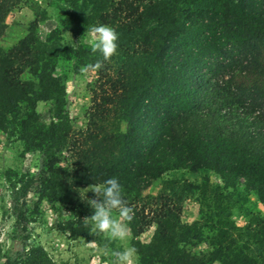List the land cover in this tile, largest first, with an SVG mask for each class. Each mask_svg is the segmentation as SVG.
Here are the masks:
<instances>
[{
	"label": "trees",
	"instance_id": "16d2710c",
	"mask_svg": "<svg viewBox=\"0 0 264 264\" xmlns=\"http://www.w3.org/2000/svg\"><path fill=\"white\" fill-rule=\"evenodd\" d=\"M20 4L36 18L15 45H0V126L42 156L38 175L10 177L24 245L4 264H54L29 241L31 191L71 206L72 234L90 238L98 198L82 189L112 177L133 209L140 264H264V216L243 225L232 217L249 194L264 204V0H48L78 45L40 31L49 15L36 0H0V37ZM97 24L117 30L119 47L97 70L87 127L75 132L66 81L99 58L81 41ZM40 101L52 103L49 123ZM178 170L196 178L175 176L144 194ZM190 198L201 217L184 223ZM151 226L152 240L138 239ZM202 243L210 248L196 250Z\"/></svg>",
	"mask_w": 264,
	"mask_h": 264
},
{
	"label": "rangeland",
	"instance_id": "374dc122",
	"mask_svg": "<svg viewBox=\"0 0 264 264\" xmlns=\"http://www.w3.org/2000/svg\"><path fill=\"white\" fill-rule=\"evenodd\" d=\"M42 7L47 8L49 18L40 24V31L45 35L49 32L59 31L63 42L74 45L79 40L70 31L59 27V16L56 9L47 5L48 0H36ZM36 18L35 11L28 4H20L14 8L7 17L8 26L0 37V45L9 48L15 45L27 33V26ZM81 41L89 43L86 32ZM97 77V70L91 68L87 74L69 72L66 81L68 98V111L73 131L79 132L87 127L88 113L91 106V84ZM42 119L49 123L53 120L52 103L40 101L37 107ZM125 127V125H123ZM41 156L39 151L27 152L21 140L7 134L0 126V264H4L5 257L22 249L24 245L23 234L18 225V211L14 208L10 177L19 181L27 174L38 175L41 170ZM185 177L194 180L189 171L178 170L167 173L155 180L151 186L144 190V194L155 195L161 191L166 180L172 177ZM213 182L220 180L212 176ZM92 186V185H91ZM91 186L83 188L84 193L94 192ZM243 205L232 208V217L240 224H247L252 216H264V204L259 197L252 193ZM27 213L31 219L27 223L29 241L44 246L54 261V264H111V253L122 250L119 241L108 240L103 234L95 235L91 225V237L74 236L68 221L73 216L71 206L54 204L43 198L39 190H33L27 195ZM38 208V211H36ZM200 204L195 198L187 199L183 203L182 221L192 223L201 217ZM155 232L151 226L138 236L143 242H150ZM129 241L133 244L134 236L129 227ZM133 246V245H132ZM210 247L202 243L195 249L208 250ZM140 264V261H139Z\"/></svg>",
	"mask_w": 264,
	"mask_h": 264
},
{
	"label": "clouds",
	"instance_id": "9594fccd",
	"mask_svg": "<svg viewBox=\"0 0 264 264\" xmlns=\"http://www.w3.org/2000/svg\"><path fill=\"white\" fill-rule=\"evenodd\" d=\"M86 32L91 52L98 54L99 58L93 65L82 66L81 74H87L90 68L93 71L100 70L105 61H109L117 54L119 47V33L110 25H92ZM89 190L94 191L98 198L90 200V206L94 211L87 219L91 222L92 233L103 234L108 240L119 241L122 244V250L111 253V264H139L137 249L128 243L129 222L132 221L134 213L123 198V188L119 179L109 178L101 185H92Z\"/></svg>",
	"mask_w": 264,
	"mask_h": 264
}]
</instances>
